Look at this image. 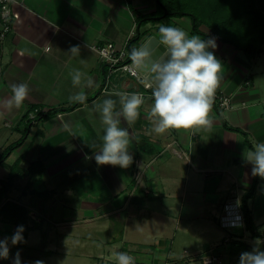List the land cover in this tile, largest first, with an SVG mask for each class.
Wrapping results in <instances>:
<instances>
[{"label": "crops", "instance_id": "obj_1", "mask_svg": "<svg viewBox=\"0 0 264 264\" xmlns=\"http://www.w3.org/2000/svg\"><path fill=\"white\" fill-rule=\"evenodd\" d=\"M161 6L157 0H13L12 29L0 40V120L17 139L10 144L6 139L0 156L21 142L0 163L8 169L0 180L13 169L4 201L12 203L9 215L26 223L28 232L26 243L9 241V258L0 264H12L16 252L21 264L58 253L71 262L86 257L95 262L92 250L115 262L117 252H126L135 264H163L178 260L183 250L196 255L208 246H216L226 264H239L243 252L264 241V179L259 176L247 206L261 237H252L244 227L235 229L234 240L224 245L228 234L219 225L223 204L240 202L251 190L253 165L246 156L264 143V43L262 54L247 57L204 23L198 24V34L192 33L189 16L161 19ZM161 24L189 36L216 38L217 49L209 50L222 62L219 88L231 99V108L210 111V127L156 134L150 122L153 100L146 98L133 124L121 118V127L132 136L133 163L128 168L97 165L94 153L102 146L104 126L92 106L112 93L100 92L108 70L95 48L107 43L120 48L137 33L160 39ZM77 45L79 55L68 53ZM77 69L94 81L83 89V105L69 100L81 90L70 75ZM109 81L119 92L139 89L129 76ZM21 82L29 84L28 99L19 108H8L10 86ZM112 98L120 110L118 97ZM6 218L0 215V240L15 233ZM54 232L61 236L56 244Z\"/></svg>", "mask_w": 264, "mask_h": 264}, {"label": "clouds", "instance_id": "obj_2", "mask_svg": "<svg viewBox=\"0 0 264 264\" xmlns=\"http://www.w3.org/2000/svg\"><path fill=\"white\" fill-rule=\"evenodd\" d=\"M159 44L165 47L161 53L159 48L142 45L130 52L131 67L135 70L149 69L152 85V107L150 122L152 131L164 134L170 129H189L210 127L209 113L212 109L213 98L221 81L222 62L214 51L218 45L215 37L202 39L199 35L189 34L173 26H159ZM68 53L80 54V47H70ZM72 84L81 90L70 96L74 103L85 104L87 95L84 88L94 86L91 77L85 78L80 70L70 73ZM11 97L6 101L8 108H19L29 97L31 91L26 82L14 83L11 86ZM118 97L120 110H117ZM144 104V97L140 93L131 95L124 92L108 94L100 103H95L93 110L98 112L103 129L102 146L94 153L97 165H111L113 167L128 168L133 163L130 154L131 133L127 127H121V118L129 125L140 116L139 109ZM246 161L253 165L252 176L264 179V143L254 145L249 151ZM24 226H18L10 237L0 240V259L9 258L11 245L26 243ZM116 264H135V258L126 252L115 254ZM12 264H21L20 253L16 252ZM34 264H44L37 260ZM239 264H264V251L254 247L252 251L243 252Z\"/></svg>", "mask_w": 264, "mask_h": 264}, {"label": "trees", "instance_id": "obj_3", "mask_svg": "<svg viewBox=\"0 0 264 264\" xmlns=\"http://www.w3.org/2000/svg\"><path fill=\"white\" fill-rule=\"evenodd\" d=\"M161 7L157 8V15L163 19L169 16L178 17L182 15L189 16L192 19V33L198 34V24L204 23L213 31L222 36V38L236 47H241L247 57H253L262 54L261 46L264 43V0H159ZM155 15L142 18L147 21ZM138 41V33L129 42L128 52L130 53ZM241 41L242 43H240ZM34 110V108L32 109ZM40 113L36 114L39 116ZM21 141L10 145L0 156V163L7 154L16 148ZM249 146V144H248ZM250 147V146H249ZM14 172L11 170L6 180H0V215L3 214L11 222L15 231L18 226H24L23 236L28 232L26 223L14 221L9 215L8 207L12 206L9 201H4L7 192L13 184ZM258 176L254 177L252 188L240 201L241 211L244 217V226L247 232L254 238L261 237L255 232V226L248 210L247 201L254 192ZM10 217V218H9Z\"/></svg>", "mask_w": 264, "mask_h": 264}, {"label": "built area", "instance_id": "obj_4", "mask_svg": "<svg viewBox=\"0 0 264 264\" xmlns=\"http://www.w3.org/2000/svg\"><path fill=\"white\" fill-rule=\"evenodd\" d=\"M13 0H0V40L3 39L5 34L11 31L12 21L14 15L12 14L11 6ZM129 44H125L122 47H117L115 44L107 43L103 46L96 47L95 51L98 54L102 68L106 67L108 74L104 76V85L100 89L101 93H116V87L109 84L111 77L119 78L124 76L132 77L139 85V89L135 92H127L129 95L133 93H140L146 98L152 97V85L145 79L144 75H141L138 70L131 67L132 61L130 59V53L128 52ZM137 48V47H136ZM113 87L114 89H112ZM231 108V99L223 94L218 87L216 89L211 111L223 113ZM219 225L227 232V236L223 240L224 245H229L234 240L233 231L235 229H243L244 217L241 211L240 202L238 199L227 200L223 206L221 214L219 215ZM178 260L171 262H164L163 264H190L193 261H197L200 264H226L221 253L216 246H208L202 252L198 254H190L189 252H183ZM97 264H116L115 261L109 258H100Z\"/></svg>", "mask_w": 264, "mask_h": 264}, {"label": "rangeland", "instance_id": "obj_5", "mask_svg": "<svg viewBox=\"0 0 264 264\" xmlns=\"http://www.w3.org/2000/svg\"><path fill=\"white\" fill-rule=\"evenodd\" d=\"M240 43H242L241 41H239ZM17 120H9L8 121V124L9 122H11V124H13L14 122H16ZM3 121L0 120V146H2L6 141V139H8V144L14 142L16 139H17V136L14 134V131L10 130V128H5L3 125H2ZM16 169L18 168L17 166L15 167ZM8 174V169H3V168H0V177L1 176H4L5 174ZM44 235L46 236V231H44ZM60 237L61 236H56L55 232L53 234V236H51L52 238V241L56 244L57 242L60 241ZM51 239H49L50 241ZM48 241V242H49ZM61 245V244H60ZM63 247L66 249V250H71L70 246L67 247V246H64ZM87 250V248H86ZM87 252V251H86ZM98 252L99 250H92V254L96 257V260L95 262L93 261L92 258L90 257H86L84 258L85 259V262L84 260L82 259V262L79 261H74L78 264H97V261L98 259H100V257L102 258H108L107 255L105 254H102L101 256H97L98 255ZM183 252H188V250H183L182 251V254ZM61 254L58 253L57 254V257L56 258H41V260H44V264H50V263H53V264H73L74 262H71L72 259H69V258H60ZM80 259V258H77V260Z\"/></svg>", "mask_w": 264, "mask_h": 264}, {"label": "water", "instance_id": "obj_6", "mask_svg": "<svg viewBox=\"0 0 264 264\" xmlns=\"http://www.w3.org/2000/svg\"><path fill=\"white\" fill-rule=\"evenodd\" d=\"M157 3L161 6L159 0H157ZM162 8L164 10V14L163 15L166 16V11H165L164 7H162ZM158 19L159 18H157V20ZM159 40L160 39L157 36H154V35L145 34V36L141 37V35L138 34L137 48H140L142 45H144V46H151L153 48L158 47L159 48V51L161 53H163L165 51V47L162 44H159L158 43ZM138 71H139V73L141 75H144L145 76V79L147 81H149L151 83V74H150L149 69L145 68L143 70H138ZM259 249L261 251H264V241L261 242V245H260Z\"/></svg>", "mask_w": 264, "mask_h": 264}]
</instances>
